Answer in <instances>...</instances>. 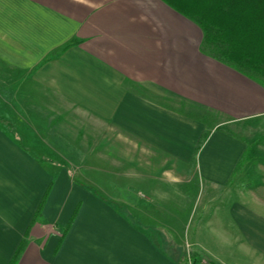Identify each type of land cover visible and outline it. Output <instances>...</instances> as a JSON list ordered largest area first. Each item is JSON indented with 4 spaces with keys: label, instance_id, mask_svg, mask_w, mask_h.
<instances>
[{
    "label": "crops",
    "instance_id": "crops-1",
    "mask_svg": "<svg viewBox=\"0 0 264 264\" xmlns=\"http://www.w3.org/2000/svg\"><path fill=\"white\" fill-rule=\"evenodd\" d=\"M186 3L0 0V264H264V79Z\"/></svg>",
    "mask_w": 264,
    "mask_h": 264
},
{
    "label": "trees",
    "instance_id": "trees-1",
    "mask_svg": "<svg viewBox=\"0 0 264 264\" xmlns=\"http://www.w3.org/2000/svg\"><path fill=\"white\" fill-rule=\"evenodd\" d=\"M188 1L182 12L203 30L204 52L243 73L264 79V0ZM203 141L195 149L192 164Z\"/></svg>",
    "mask_w": 264,
    "mask_h": 264
},
{
    "label": "rangeland",
    "instance_id": "rangeland-1",
    "mask_svg": "<svg viewBox=\"0 0 264 264\" xmlns=\"http://www.w3.org/2000/svg\"><path fill=\"white\" fill-rule=\"evenodd\" d=\"M205 120L210 125V121L207 118H205ZM2 122H3V118L0 117V125H2ZM208 124L205 123V128L201 132L200 136L198 137L197 145L200 140H203V139L205 140V138L207 137ZM230 129L232 130V132L229 131ZM220 130L227 134L236 135L237 138L239 137L241 139H244V141L246 140L248 145H249V140L252 138V136H250L248 132H245L246 129L243 126V124L240 122H236L234 123V125L233 124L227 125L225 128L221 127ZM250 149L251 147L249 148L248 152L243 157L242 168H244L246 159L250 157V153H251ZM78 153L79 152H77V154L74 157V160H73L74 164L72 163L73 167L70 165L71 162H68V164H65V166L63 167L64 169L68 171L70 179L74 180L73 182L76 183V185L83 184V183H80L79 180L77 179L79 178V176L89 175V174L99 175V173L91 172L89 169V166H85V162L83 163L82 160H86V159H78V155H79ZM254 173L249 175V177L247 178H245L246 176H244L243 174L237 175V186L236 187L243 186L244 183L246 182H250L252 186L256 185L259 182L260 176H258V173H255V174ZM87 185L90 189L97 190V188H94L93 184L89 183ZM188 190H189L190 196H189V199L186 201V205L189 207L193 206V207L200 208L202 206L201 201H204L200 197H201L202 192L206 190V183L204 182V184L203 183L197 184V182H192L191 184H189ZM197 194H198V198L194 199V196H196ZM241 201L249 202V200H244V199ZM249 203L253 204L254 202L252 201L251 203L250 201Z\"/></svg>",
    "mask_w": 264,
    "mask_h": 264
}]
</instances>
